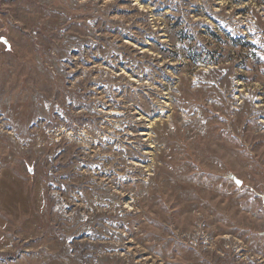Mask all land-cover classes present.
Instances as JSON below:
<instances>
[{
	"label": "rangeland",
	"instance_id": "374dc122",
	"mask_svg": "<svg viewBox=\"0 0 264 264\" xmlns=\"http://www.w3.org/2000/svg\"><path fill=\"white\" fill-rule=\"evenodd\" d=\"M0 264H264V0H0Z\"/></svg>",
	"mask_w": 264,
	"mask_h": 264
},
{
	"label": "water",
	"instance_id": "95a60500",
	"mask_svg": "<svg viewBox=\"0 0 264 264\" xmlns=\"http://www.w3.org/2000/svg\"><path fill=\"white\" fill-rule=\"evenodd\" d=\"M3 41L8 45V47H9V44H8V42H7V40L6 39H4L3 38ZM31 172H32V170H31ZM230 178L238 185V186H241L242 185V180H240L239 178H237L235 175H231L230 176Z\"/></svg>",
	"mask_w": 264,
	"mask_h": 264
}]
</instances>
